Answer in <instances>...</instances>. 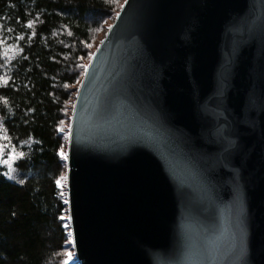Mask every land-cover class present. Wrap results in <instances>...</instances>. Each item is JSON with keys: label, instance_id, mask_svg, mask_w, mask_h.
<instances>
[{"label": "water", "instance_id": "95a60500", "mask_svg": "<svg viewBox=\"0 0 264 264\" xmlns=\"http://www.w3.org/2000/svg\"><path fill=\"white\" fill-rule=\"evenodd\" d=\"M119 13L70 124L77 264H264V0Z\"/></svg>", "mask_w": 264, "mask_h": 264}, {"label": "trees", "instance_id": "16d2710c", "mask_svg": "<svg viewBox=\"0 0 264 264\" xmlns=\"http://www.w3.org/2000/svg\"><path fill=\"white\" fill-rule=\"evenodd\" d=\"M116 5L0 0L1 38L13 48L10 55H0V134L23 153L15 164L18 179L9 178L0 165V264H63L66 259L71 244L64 241L72 235L68 219L59 217L68 213V194L55 183L67 172L58 152L68 143L60 121L71 124L80 86L76 79L84 77L78 65H89L87 53L97 48L86 45H92L98 27L106 29L115 20L122 8Z\"/></svg>", "mask_w": 264, "mask_h": 264}, {"label": "rangeland", "instance_id": "374dc122", "mask_svg": "<svg viewBox=\"0 0 264 264\" xmlns=\"http://www.w3.org/2000/svg\"><path fill=\"white\" fill-rule=\"evenodd\" d=\"M121 4H122V1H119V3H117L116 6L119 8ZM110 23H108V24H110ZM107 29L108 28L101 29L100 31H98V33L96 34V36L93 40V43H92L93 49L98 47V45L100 44L101 40L103 39ZM12 51H13V48L6 45L5 41L1 38V34H0V55L2 54L3 56H7L8 54L10 55ZM1 80H2V78L0 77V83H1ZM62 128L65 130L64 131L65 138H66V141H68L69 130H70V123L68 120L64 122ZM13 150L17 153V155L12 157L10 164H5L4 161L9 159V155L5 154V152L7 151L8 153H11ZM64 151L67 155V145H66V147H64ZM19 153L20 152L10 144L6 135L1 133L0 134V165H2L6 169V173H7L8 177L11 179H18V172H17L15 164H16L17 160L20 158ZM63 177H65V178L61 180L60 186L63 190V193L67 197V172H64ZM66 217L68 219V217H69L68 213H67ZM67 225H70L68 220H67ZM72 242L73 241H72V238L70 236L69 244H71V245L67 248V250H70L72 252L73 257L68 262H77L75 250L73 248Z\"/></svg>", "mask_w": 264, "mask_h": 264}, {"label": "snow or ice", "instance_id": "6c2138e0", "mask_svg": "<svg viewBox=\"0 0 264 264\" xmlns=\"http://www.w3.org/2000/svg\"><path fill=\"white\" fill-rule=\"evenodd\" d=\"M107 2H108L109 4H116V3H119V0H107ZM125 2H127V0H125ZM121 7H123V5H121ZM119 14H120L119 12H115V16L118 17ZM101 22L107 24V21H106V20H103V21H101ZM28 26L31 27V21L28 22ZM107 27H108V29L110 30V29L112 28V25H111V24H107ZM100 30H101V29H100L99 27L96 29V31H100ZM86 47L90 49V48L92 47V45H91V44H87ZM87 55H88L89 59H91L93 56H95V53L89 51V52L87 53ZM80 59L82 60L83 57H80ZM78 67H80L81 69H83V73H82V75H86V74H87V70H88V67H89L88 64L81 63L80 65H78ZM4 83L7 84L8 81L5 80ZM76 83H77V84H82V83H83V80L77 78V79H76ZM63 123H64L63 121H60V124H63ZM59 130H60L61 132H64V131H65L63 128H60ZM69 138H70V136H69ZM58 152H59V155H60L64 160H68V159H69L68 155H66V153H65V151H64V145H61V146H60V148L58 149ZM5 154L9 155V159L4 161L5 164H10L12 157H14V156L17 155V153H16L14 150H13L11 153H8V152L6 151ZM19 156H20L21 158H23V153H19ZM5 174L7 175V173H5ZM64 178H65V177L61 176L60 178H58V179L55 181V183H56L57 185H60L61 180L64 179ZM24 182H25L24 180H20V181H19L20 184H24ZM65 203H67V201H65ZM59 218H60L61 220L67 219V217H64V216H61V217H59ZM64 227H67V225H64ZM64 243H65V244H68L69 241H68V240H65ZM189 247H191V244H189ZM200 247H201V251H207L206 245H205L203 242H201ZM239 251L242 252V249H240ZM64 256L66 257V259L63 261V264H68V261L72 259L73 254H72V252H71L70 250H67V249H66V250L64 251Z\"/></svg>", "mask_w": 264, "mask_h": 264}]
</instances>
